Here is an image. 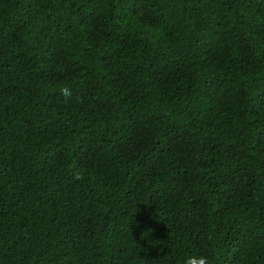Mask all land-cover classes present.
Instances as JSON below:
<instances>
[{"label":"trees","instance_id":"16d2710c","mask_svg":"<svg viewBox=\"0 0 264 264\" xmlns=\"http://www.w3.org/2000/svg\"><path fill=\"white\" fill-rule=\"evenodd\" d=\"M192 254L264 264V0H0V264Z\"/></svg>","mask_w":264,"mask_h":264},{"label":"clouds","instance_id":"9594fccd","mask_svg":"<svg viewBox=\"0 0 264 264\" xmlns=\"http://www.w3.org/2000/svg\"><path fill=\"white\" fill-rule=\"evenodd\" d=\"M61 94L67 99L71 97L72 91L64 87L61 89ZM184 264H209V258L203 254H192L185 259Z\"/></svg>","mask_w":264,"mask_h":264}]
</instances>
